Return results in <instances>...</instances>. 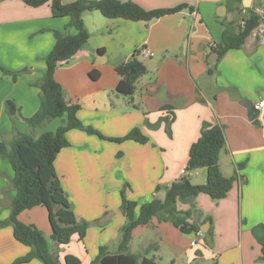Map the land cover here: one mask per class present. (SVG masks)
I'll use <instances>...</instances> for the list:
<instances>
[{
  "label": "crops",
  "instance_id": "obj_1",
  "mask_svg": "<svg viewBox=\"0 0 264 264\" xmlns=\"http://www.w3.org/2000/svg\"><path fill=\"white\" fill-rule=\"evenodd\" d=\"M120 1L145 10L181 4L187 8L149 22L107 19L95 10L84 12L88 41L55 69L53 78L62 88L64 101L79 106L77 117L84 126L113 138L138 128L148 141L113 143L79 130L68 131L69 146L57 154L54 169L77 221L89 224L83 240L74 235L66 245L52 243L48 213L42 206L21 212L19 221L39 229L60 262L72 255L80 264H89L99 247L107 246L113 252L120 241L125 222L120 211L122 187L127 186L126 198L138 204L154 197L163 200L164 188L183 176L189 148L198 138L202 122L218 123L225 136L220 171L224 177L236 172L243 181L234 184L224 199L214 201L199 194L193 208L178 205L181 211H192L188 222L199 226L202 238L191 247L193 239L153 218L132 231L128 248L142 255L138 261L109 255L100 264H264L260 245L250 232L264 224V107L257 117L259 126H255L241 105L242 100L253 104L264 100V42L259 34L264 25L252 31L240 49L226 52L215 66L217 60L208 62L212 47L220 41L223 23L240 24L246 10L252 8L263 16L264 0ZM68 22L67 17H52L49 2L32 8L22 0H0V141L8 144L13 136L5 112L7 100L18 110L16 130L30 133L25 119L39 106V88L32 83L41 79L46 68L44 57L54 45L53 32L76 33ZM141 48L154 55H137L147 71L127 98L116 92L119 76L115 69ZM23 68L29 72L15 80L1 71ZM208 68L214 69L213 75L206 74ZM198 81L203 82L202 88ZM161 118L171 120L170 137ZM64 119L51 120L36 136L54 132ZM158 122L156 128L148 127ZM240 164L244 166L238 170ZM12 178L9 162L0 158V221L8 218L16 193L10 185ZM189 181L203 184L205 170L191 172ZM157 185L162 189L156 193ZM209 230L211 241L206 244L204 235ZM28 252V247L14 240L10 226L0 227V264H10Z\"/></svg>",
  "mask_w": 264,
  "mask_h": 264
},
{
  "label": "trees",
  "instance_id": "obj_2",
  "mask_svg": "<svg viewBox=\"0 0 264 264\" xmlns=\"http://www.w3.org/2000/svg\"><path fill=\"white\" fill-rule=\"evenodd\" d=\"M22 2L32 8L49 2L52 17H67L69 19L68 27H73L76 33L69 35L53 32L54 45L44 57L46 68L41 79L32 83L39 88V106L31 117L25 119L30 129L29 134L16 130L14 121L18 116V110L13 101L5 102V112L11 120L13 136L8 144L0 141V158L6 159L10 164L13 171L10 185L16 193L10 201L9 216L0 221V227L10 226L14 240L29 248V252L25 256L16 258L10 264H25L32 260H37L42 264H80V260L72 255L64 256L63 262H60L57 255L50 252L48 241L43 233L34 225L20 222L19 214L25 210L42 206L48 213L50 240L54 244L66 245L74 235H77L82 241L89 224L77 221L72 205L62 189L54 169L57 154L62 148L69 146L66 133L70 130H79L87 135H94L101 140L113 143L133 141L138 144H146L148 138L138 128L130 130L122 137L113 138L106 137L97 130L84 126L77 117L79 106L67 104L64 101L62 88L53 78L54 71L67 63L87 43L89 34L82 22L84 12L95 10L107 19L120 18L135 22H149L168 14L177 13L187 8V5L145 10L133 2H121L120 0H75L70 3H63V0H22ZM261 21L262 15L252 8L246 10L240 24L224 22L220 41L212 47V52L218 55V59L213 65L215 66L226 52L240 49L252 31L258 28ZM207 64L209 65V63ZM115 70L119 76L116 92L131 98L135 92L136 81L146 73V67L137 59L135 52L131 59L118 65ZM1 71L4 75H11L13 80L19 75L29 72L27 68L15 73L5 69H1ZM213 73V68H208L206 71L209 76ZM166 109L169 108L166 107ZM61 117H65L63 125L54 132H43L36 136L45 124ZM256 121L255 126H259L258 120ZM160 122H164L165 133L170 137L171 120L161 118ZM158 125L159 122L156 125H148V127L156 128ZM224 146V127L218 123L203 121L198 138L189 148L184 169L185 174L164 188L163 200L154 197L149 202L138 204L126 198L127 186H123L119 194L120 211L125 222L120 228V241L113 252L107 246L99 247L97 255L89 264H100L109 255H125L138 261L142 255L131 253L128 248L132 231L138 226L148 224L153 218L158 222L172 224L184 235L199 232V226L188 222L192 211H181L178 209V205L188 204L193 208L194 199L199 194L207 195L214 201L224 199L234 184L243 181L236 172L230 177L222 175L218 161ZM243 166L244 164H240L237 169L241 170ZM198 169L205 170V182L193 185L189 181V174ZM161 189V186L157 185L155 192L157 193ZM250 232L260 245V259L264 261V224L252 227ZM204 236V242L209 244L211 241L210 230ZM152 247L149 246L148 249H152ZM150 263H153L152 259H150Z\"/></svg>",
  "mask_w": 264,
  "mask_h": 264
},
{
  "label": "built area",
  "instance_id": "obj_3",
  "mask_svg": "<svg viewBox=\"0 0 264 264\" xmlns=\"http://www.w3.org/2000/svg\"><path fill=\"white\" fill-rule=\"evenodd\" d=\"M259 34H260L262 41L264 42V28H259ZM136 55L141 56L143 58H150V57H153L154 54L145 48H141L138 51H136ZM263 107H264V100H260L259 102L254 104V108L258 111H260ZM181 173H182V175L185 174L184 171H181ZM194 235H195L194 240L192 242H190L191 247L196 245L198 240H200L202 238L203 233L201 231H199V232H195Z\"/></svg>",
  "mask_w": 264,
  "mask_h": 264
},
{
  "label": "water",
  "instance_id": "obj_4",
  "mask_svg": "<svg viewBox=\"0 0 264 264\" xmlns=\"http://www.w3.org/2000/svg\"><path fill=\"white\" fill-rule=\"evenodd\" d=\"M217 59H218V55L216 53H213L208 58V62L212 63ZM241 105L245 108L249 121L252 123V125H256L257 124L256 120L259 115V111L254 108V104L251 101L242 100Z\"/></svg>",
  "mask_w": 264,
  "mask_h": 264
},
{
  "label": "rangeland",
  "instance_id": "obj_5",
  "mask_svg": "<svg viewBox=\"0 0 264 264\" xmlns=\"http://www.w3.org/2000/svg\"><path fill=\"white\" fill-rule=\"evenodd\" d=\"M66 1H69V0H66ZM261 25H264V14H263V16H262V21H261ZM11 72V71H10ZM17 72V71H16ZM13 73H15V72H13ZM202 81H198V85L200 86V88H202ZM187 237L188 238H190V239H193L194 240V234L193 233H191V234H188L187 235ZM53 243V242H52ZM19 258V257H18ZM41 264V263H40Z\"/></svg>",
  "mask_w": 264,
  "mask_h": 264
}]
</instances>
